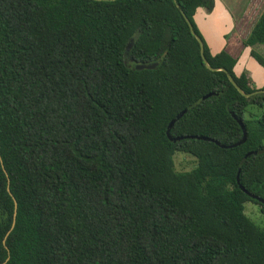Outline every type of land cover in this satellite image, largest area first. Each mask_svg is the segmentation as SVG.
<instances>
[{"label": "trees", "instance_id": "trees-1", "mask_svg": "<svg viewBox=\"0 0 264 264\" xmlns=\"http://www.w3.org/2000/svg\"><path fill=\"white\" fill-rule=\"evenodd\" d=\"M213 5L0 0V262L264 264V228L244 211L264 202L239 186L264 199V91L246 96L226 70L245 92L264 83L206 42L194 14ZM243 43L264 67V6ZM189 104L171 135L232 143L234 113L246 139H170Z\"/></svg>", "mask_w": 264, "mask_h": 264}, {"label": "rangeland", "instance_id": "rangeland-1", "mask_svg": "<svg viewBox=\"0 0 264 264\" xmlns=\"http://www.w3.org/2000/svg\"><path fill=\"white\" fill-rule=\"evenodd\" d=\"M222 2H224L228 6L229 4L235 6V9L231 13L235 21L237 20L236 24L234 22L235 26L232 27L233 30L231 29V31H228L229 33L228 32L226 34L224 33L225 39H229V37H231V39L234 38L235 41H237L239 36L241 39H243V37H245L249 33L254 21L256 20L262 7L264 6V0H222ZM197 11H198L197 15H199L197 24L204 37H206L204 29L208 28L209 26H213L215 30L221 32L222 29L221 20H220V16L217 15V13L216 14L203 13L202 12L203 9L201 6L197 7ZM227 21L231 22L230 20ZM226 26L228 28L230 24H226ZM229 43L231 45L228 44L225 48L230 52L237 54L236 51H238L239 48L241 49L240 46L241 44H236L235 42L231 43L230 39H229ZM256 48L264 53V44H257ZM260 69L264 72L263 67H260ZM251 78L254 80L253 76H251ZM261 109L262 107L256 103H249L247 105L246 113H248L249 111L259 112L261 111ZM262 141L264 143V138L262 139ZM173 158H174V165L177 170L190 169L196 162L194 156L180 150L174 152ZM244 211L256 223H258L261 227L264 228V212L261 210L260 204L258 202L253 201L252 199L246 200L244 202Z\"/></svg>", "mask_w": 264, "mask_h": 264}, {"label": "crops", "instance_id": "crops-1", "mask_svg": "<svg viewBox=\"0 0 264 264\" xmlns=\"http://www.w3.org/2000/svg\"><path fill=\"white\" fill-rule=\"evenodd\" d=\"M202 9H203L202 12L206 14H213V13L216 14L217 13V15L220 16V20H221V26H222L221 32H218L217 30H215L213 26H209L208 28L204 29V32L206 35V37L204 38L206 42L208 43V45L210 46V48L212 49V51H216L223 47L225 48L228 44L231 45L229 43V39L231 43L235 42L236 44H241L240 45L241 49L240 48L238 49L239 53L238 51H236L237 54L230 52L226 48L225 49L230 54L237 57V61L235 64V70L236 71L245 70L250 78L251 76L254 77V80L251 78L253 85L261 86L264 83V72L260 69V67H263V66L253 56H251L250 46L245 45V43H243V39H241L240 36L237 41H235L234 38L231 39V37H229V39H225L224 37L225 36L224 33L226 34L228 31H231L232 27L235 26L234 22L236 24L237 20L235 21L231 13L235 9V6L231 4H229L228 6L224 2H222V0H214V5L211 10H207L205 7H202ZM197 13L198 11L196 9V12L194 14L196 23H198V17H199ZM227 20H230L231 22H228ZM226 24H230V26L227 28Z\"/></svg>", "mask_w": 264, "mask_h": 264}, {"label": "water", "instance_id": "water-1", "mask_svg": "<svg viewBox=\"0 0 264 264\" xmlns=\"http://www.w3.org/2000/svg\"><path fill=\"white\" fill-rule=\"evenodd\" d=\"M184 16H185V18L188 20V18H187V16L184 14ZM190 26H191V24H190ZM192 32L195 34V36H196V38L198 39V41H199V44H200V50H201V53H202V56H203V59H204V62H205V64L209 67V68H211V69H217V68H219V69H224V70H226L224 67H222V66H220V67H214V66H212V65H210L209 64V62L207 61V59L205 58V56L203 55V41H202V39H201V37L192 29ZM154 65V63L153 62H150V63H136V67L137 68H142V67H151V66H153ZM226 72H227V75H228V77H229V79L231 80V82L236 86V88L241 92V93H243V94H245L246 96H249V95H251V94H253V93H256V92H259V91H264V88H260V89H256V90H253V91H251V92H245L242 88H241V86L236 82V80L232 77V75L226 70ZM212 93H217V90H213V91H210V92H208L207 94H212ZM192 105L193 104H189L188 106H186V107H184L183 109H181L177 114H176V116L175 117H173V118H171V120L169 121V123L167 124V127H166V134H167V136L170 138V139H172V140H176V139H179V138H181V137H196V138H202V139H208V140H213V141H215L217 144H219V145H221V146H223V147H230V146H234V145H236V144H239V143H241V142H243L245 139H246V136H247V130H246V127H245V125H244V123H243V121H242V119L240 118V117H237L234 113H232L233 114V116L236 118V120L239 122V124H240V126H241V128H242V135L236 140V141H234V142H232V143H223V142H220L219 140H217V139H214V138H212V137H210V136H208V135H202V134H184V135H176V136H173V135H171L170 134V127H171V125L173 124V122L175 121V119H177L182 113H184L185 111H187L190 107H192ZM249 152H247V154H248ZM240 168V167H239ZM239 168H238V170H237V173H236V179L237 180H239ZM6 172V171H5ZM239 186H240V188H242V190H244L247 194H249L250 196H252V197H254V198H256V199H258V200H260V201H262V202H264V199L261 197V196H259V195H257V194H255V193H253V192H251V191H249V190H247L242 184H239ZM7 189L9 190V187L7 186ZM13 201H14V210H13V219H12V223H11V226H10V228L7 230V232H6V234L9 232V230L12 228V226H13V224H14V220H15V213H16V199L13 197ZM5 234V235H6ZM5 259H7V257L5 258ZM5 262V260H3L2 262H0V264H3Z\"/></svg>", "mask_w": 264, "mask_h": 264}]
</instances>
